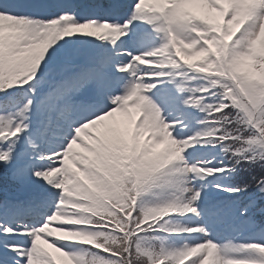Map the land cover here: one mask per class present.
<instances>
[{
    "label": "snow or ice",
    "instance_id": "obj_1",
    "mask_svg": "<svg viewBox=\"0 0 264 264\" xmlns=\"http://www.w3.org/2000/svg\"><path fill=\"white\" fill-rule=\"evenodd\" d=\"M0 264H264V0H0Z\"/></svg>",
    "mask_w": 264,
    "mask_h": 264
},
{
    "label": "rangeland",
    "instance_id": "obj_2",
    "mask_svg": "<svg viewBox=\"0 0 264 264\" xmlns=\"http://www.w3.org/2000/svg\"><path fill=\"white\" fill-rule=\"evenodd\" d=\"M191 59H193L195 61V60L199 59V57L193 56V57H191Z\"/></svg>",
    "mask_w": 264,
    "mask_h": 264
}]
</instances>
